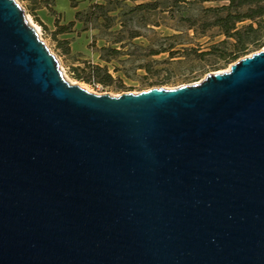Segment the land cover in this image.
<instances>
[{"label": "water", "instance_id": "1", "mask_svg": "<svg viewBox=\"0 0 264 264\" xmlns=\"http://www.w3.org/2000/svg\"><path fill=\"white\" fill-rule=\"evenodd\" d=\"M0 264H264V48L96 94L0 0Z\"/></svg>", "mask_w": 264, "mask_h": 264}, {"label": "rangeland", "instance_id": "2", "mask_svg": "<svg viewBox=\"0 0 264 264\" xmlns=\"http://www.w3.org/2000/svg\"><path fill=\"white\" fill-rule=\"evenodd\" d=\"M14 1L56 58L63 78L96 94L117 96L197 83L207 73L226 71L239 58L264 48V23L243 48L213 25L216 15L204 10L226 2L189 0L173 6L156 0L155 8H137L155 0ZM250 23L245 19L236 26L242 29Z\"/></svg>", "mask_w": 264, "mask_h": 264}, {"label": "trees", "instance_id": "3", "mask_svg": "<svg viewBox=\"0 0 264 264\" xmlns=\"http://www.w3.org/2000/svg\"><path fill=\"white\" fill-rule=\"evenodd\" d=\"M146 1V0H141ZM171 3V5H177L182 2H186L189 0H167ZM195 2H226V5L215 7V8H207L204 10L205 13H213L216 15V18L213 22V25L219 26L222 32L227 37L235 38L238 46L244 47V43L246 40L254 41L256 38V33L262 27V23H264V7L261 5L263 0H192ZM101 8L102 6L99 4H93L92 8ZM137 8H155L157 7L156 0L154 2H143L136 6ZM245 8V11L239 12L240 9ZM221 12H225L223 16L219 14ZM77 16L80 15L78 12ZM245 19L252 20V23L245 26L242 29H238L236 26L237 22H240ZM253 22L257 24V27H253ZM234 60L237 59L236 56L233 57ZM109 78V76H107ZM101 82L105 83V80H101Z\"/></svg>", "mask_w": 264, "mask_h": 264}, {"label": "crops", "instance_id": "4", "mask_svg": "<svg viewBox=\"0 0 264 264\" xmlns=\"http://www.w3.org/2000/svg\"><path fill=\"white\" fill-rule=\"evenodd\" d=\"M43 17L49 22L52 21L51 20V16H48V15L44 14Z\"/></svg>", "mask_w": 264, "mask_h": 264}]
</instances>
